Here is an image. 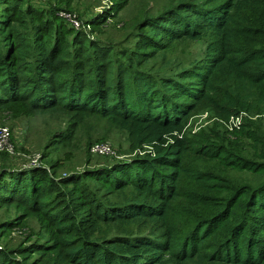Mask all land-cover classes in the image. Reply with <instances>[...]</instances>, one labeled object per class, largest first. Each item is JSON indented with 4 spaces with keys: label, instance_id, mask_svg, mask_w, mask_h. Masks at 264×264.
Wrapping results in <instances>:
<instances>
[{
    "label": "trees",
    "instance_id": "trees-1",
    "mask_svg": "<svg viewBox=\"0 0 264 264\" xmlns=\"http://www.w3.org/2000/svg\"><path fill=\"white\" fill-rule=\"evenodd\" d=\"M31 5L0 0V111L66 113L70 125L54 141L60 146L89 118L105 121L127 135L135 155L59 178L41 165L1 174L0 206H22L43 219L49 236L0 248V264H264V238L257 252L238 247L264 211V180L235 181L244 190L227 202L183 182L192 180L190 156L249 169L223 154L225 145L201 144L208 135L185 128L201 109L223 120L264 112V0H175L132 24L131 47L92 38ZM114 5L92 25L115 16L125 0ZM190 40L205 44L203 56L182 67L167 59L173 45ZM237 208L244 214L232 223ZM202 212L215 220L185 230Z\"/></svg>",
    "mask_w": 264,
    "mask_h": 264
},
{
    "label": "rangeland",
    "instance_id": "rangeland-1",
    "mask_svg": "<svg viewBox=\"0 0 264 264\" xmlns=\"http://www.w3.org/2000/svg\"><path fill=\"white\" fill-rule=\"evenodd\" d=\"M174 1L125 0V5L119 11L117 10V14L109 16L98 27H94L90 20L104 16L107 9L114 8L116 0H31V7L33 10L39 9L42 14H50L53 18L54 14L62 17L63 11L73 12L79 18V30H84L92 38L110 41L120 46L128 44L127 46L131 47L133 43L129 36L133 29L132 24L142 15L144 17L157 15ZM20 7L24 10L27 8L25 4H20ZM57 7L58 10H55ZM204 53L205 44L201 40L182 41L170 48L167 59L182 67L192 58L201 57ZM69 125V116L60 111L29 112L24 108L19 111L7 109L0 111V127L8 126L12 130V140L16 144V151L12 154L0 151V175L4 172H17L20 168L31 167L29 163L36 153L41 154L38 164L47 167L55 178L73 171L82 172L101 166L108 167L121 160H131L135 155V152L129 153L127 135L124 132L109 126L105 121L90 118L76 129L70 144L61 146L55 144V136L65 132ZM244 125L247 126L244 129L245 133H241ZM185 129L190 133H206L209 138L201 144L225 145L223 147H226L227 151L223 154L229 159L236 158L240 166L249 164V169H235L231 163L226 164V161L222 162L220 159H212L209 156H203L200 159L190 156L186 161L192 166L193 176L192 180L188 177L184 178L183 182L185 181L189 187L184 189L198 194L206 192L205 195L211 196L214 201L227 202L231 195L244 190L240 188L237 191L238 187L233 185L235 181L239 180L237 184L248 185L264 180V112L242 111L223 120L209 110L201 109L189 118ZM98 142H109L112 152L105 155L92 152V146ZM145 153L143 151L142 154ZM54 165L56 172L52 169ZM213 172L216 175L212 176ZM225 172H228V176ZM209 178L217 180L220 186H226L227 189L223 190L222 187L216 189V185H213L214 181ZM243 198H247V194H244ZM179 201L182 202L183 199L180 198ZM24 212L22 206L15 204L0 206V225L5 222L10 223L3 227L4 235L0 232V248L12 250L31 245L34 240L44 242L47 239L49 229L43 219ZM242 212L243 210L237 208V216H234L232 223L238 219L239 214L243 216L244 212ZM205 214L206 212H202L201 218L185 230L191 231L203 222L215 220L212 217L215 214H209L208 218L204 217ZM255 214L253 222L250 221L243 229L240 237L242 240L238 245L241 251L249 248L257 252L262 244L260 238H264V211L260 209ZM175 220V224H179L180 213ZM236 226V223L232 224L233 229ZM253 238H257L258 241ZM212 241V236L206 239V242Z\"/></svg>",
    "mask_w": 264,
    "mask_h": 264
},
{
    "label": "built area",
    "instance_id": "built-area-1",
    "mask_svg": "<svg viewBox=\"0 0 264 264\" xmlns=\"http://www.w3.org/2000/svg\"><path fill=\"white\" fill-rule=\"evenodd\" d=\"M61 16L66 19L73 27L79 29L80 21L77 15L70 11H63ZM12 130L8 126L0 127V151L14 153L16 151V144L12 140ZM92 152L105 155L112 152V148L109 142H98L95 143L92 148ZM41 154L36 153L32 161H30V166H39V160Z\"/></svg>",
    "mask_w": 264,
    "mask_h": 264
}]
</instances>
